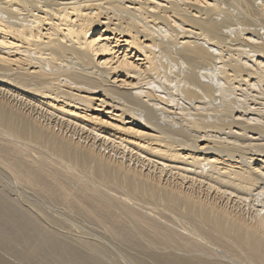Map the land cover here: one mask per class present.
<instances>
[{
    "label": "bare ground",
    "instance_id": "1",
    "mask_svg": "<svg viewBox=\"0 0 264 264\" xmlns=\"http://www.w3.org/2000/svg\"><path fill=\"white\" fill-rule=\"evenodd\" d=\"M0 170V264H264V0H0Z\"/></svg>",
    "mask_w": 264,
    "mask_h": 264
},
{
    "label": "rangeland",
    "instance_id": "2",
    "mask_svg": "<svg viewBox=\"0 0 264 264\" xmlns=\"http://www.w3.org/2000/svg\"><path fill=\"white\" fill-rule=\"evenodd\" d=\"M0 175L3 177V176L5 175V173L2 172V170H0ZM4 179L7 180L8 182H10V184H12L11 181H10L8 178L6 179V177H4ZM11 186H13V184H12ZM8 188H10V187H8ZM8 188H5V189H4V188H1L3 192H2L1 190H0V191L2 192V194L4 193L3 195H5V194H7V193H8V194L10 193V194H9L10 196H12V195H11V192H12V194H13V192H14V194H13L12 197H14V196L17 197L16 195H18V194L15 195L16 191H14V190L12 189V187H11L10 189H8ZM7 189H8L9 192L6 191ZM16 189H17V188H16ZM11 190H13V191H11ZM17 190H18V189H17ZM25 190H27V189H24L23 191H25ZM4 191H6L7 193H5ZM20 191H22V189H21ZM23 191H22V192H23ZM27 191H28V190H27ZM30 192H31V191H30ZM30 192H29V193H28V192L26 193V191H25L24 193H25V194H26L31 200L29 199V200H27V201H25V202L22 203V202L20 201V199H19V201L21 202V204H23V205H21V207L23 206L22 208H24L25 211H26V209H27V210H30L29 207H31V205H39L40 203H42V202L44 201L42 204H44V206H45L47 209L54 210V211L65 212V215L68 216V213H67V207H66V206H64V205H54V204H52V203L49 204V202L45 201V200L42 199L41 197H39V196L33 194L32 192L30 193ZM8 194H7V196H9ZM18 196H19V195H18ZM31 196H32V197H31ZM46 203H47V204H46ZM25 206H26V207H25ZM25 208H26V209H25ZM64 217H65V216H64ZM74 219H75V218H74ZM76 219H77L80 223L84 220V219H83V220L81 221L82 218L80 219V217H79V219L76 217ZM41 220H42V222H44V224H46V225H51L52 227H55V224L50 223V221L48 222V220H46V221L49 223V224H47V222L45 221V219H44V220L41 219ZM77 220H76V222H77ZM79 222H78V223H79ZM81 224H84V223H81ZM85 225H86V223L84 224V226H85ZM56 228H59V227H56ZM63 231H64V230H63ZM65 231H66V232H69V231L71 232L72 230L65 229ZM70 232H69V234H70ZM72 233L75 234L76 231L74 230V231H72ZM99 233H100V232H99ZM99 233H98V234H99ZM101 234H102V233H100L99 235H101ZM101 236L104 237V238H106V239H108L109 241L113 242L112 239L106 237L104 234L101 235ZM0 248H2V250L0 249V255H1V256L5 257V258H6L7 260H9V261L16 262V261H15V259H16L15 257H16V255H17V254H16L17 251H14V250H11V251H10V248H9V250H8V247H7L6 245H4L3 242H2V243L0 242ZM113 249H114V251L116 250V251H115L116 254H115V252L113 251V253H114L115 255H113V254L108 255V257L106 258V260H107V261H110L111 264H124L123 262H125V260H123V262H122V256H124L125 253H123V252L128 251V250H130V249H127V248H123V250H122V248H116V249L113 248ZM124 250H125V251H124ZM214 250H216V252H217L218 255L220 254L222 257L225 256V255L221 252L222 250H221L220 248H214ZM9 251H10V253H9ZM4 252H5L6 254H5ZM7 252H8V254H7ZM121 252H122V253H121ZM131 252H132V253H135V251H133V250H131ZM131 252H130V253H131ZM14 253H15L16 255H15ZM9 254H10V255H9ZM13 254H14L15 257L13 256ZM123 254H124V255H123ZM6 255H7V256H6ZM112 255H113V256H112ZM116 255H117V256H116ZM11 256H12V257H11ZM9 257H10V258H9ZM8 258H9V259H8ZM12 259H13V260H12ZM16 260H17V259H16ZM16 263H17V262H16ZM20 264H25V263H22V262H21ZM125 264H127V263L125 262Z\"/></svg>",
    "mask_w": 264,
    "mask_h": 264
}]
</instances>
